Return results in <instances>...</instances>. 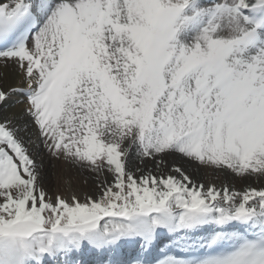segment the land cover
<instances>
[{"label": "snow or ice", "instance_id": "snow-or-ice-1", "mask_svg": "<svg viewBox=\"0 0 264 264\" xmlns=\"http://www.w3.org/2000/svg\"><path fill=\"white\" fill-rule=\"evenodd\" d=\"M0 62L48 150L112 176L52 201L0 123V264H76L85 245L106 264H264V188L127 170L135 150L264 176V0H0Z\"/></svg>", "mask_w": 264, "mask_h": 264}, {"label": "rangeland", "instance_id": "rangeland-1", "mask_svg": "<svg viewBox=\"0 0 264 264\" xmlns=\"http://www.w3.org/2000/svg\"><path fill=\"white\" fill-rule=\"evenodd\" d=\"M18 97H20V93L18 94L16 92H13V95L7 98V104L4 105L8 109L7 110L8 116L11 114L10 111H12L9 120L10 123L8 124V126L19 129L18 138L23 142L24 147L28 149V154L36 164V169L39 175L38 182L40 186L43 187L45 192L47 193V198L54 201L56 196L59 195L63 199L70 201L71 197L75 195L80 200V202H85L87 197H92L93 199L98 198V196L100 195V188L98 187V184L103 180H107L109 183H111L112 181L111 174L105 172L103 175L97 177L95 173L88 171L86 168H81L75 165L74 163L65 160L63 157L57 158L56 156H54L46 147L44 138L41 136V134H39V131L33 129L29 130L28 127L32 125L34 121L32 122V117L30 116L29 118L28 114L25 113L27 106L24 108L23 105L24 100ZM18 103L19 105H17ZM26 105H28V103H26ZM24 118H28L29 121H25ZM11 119L14 120L15 122L14 125L12 124ZM22 120L23 123H21ZM40 144L41 145L43 144L42 151L40 149L41 147ZM133 152L135 153V150H133ZM134 153L131 155L132 158L131 156H129L127 159V170L134 173L135 176L139 177L141 173L145 170L146 167L145 161L147 160L141 162ZM44 155L47 161L45 164V169L42 170V167L39 165L38 162L42 160V157ZM176 156L179 160L190 164L192 167H194L193 169H195L198 172L200 171L201 168H203L197 166L193 162L187 161L186 159L180 157L179 155ZM221 172H228V170H223ZM44 173L46 174L44 175ZM153 173L159 175L156 169L153 170ZM187 175L195 182L193 176H191L189 173H187ZM247 177L249 181L247 182L245 180V183L259 186V182L256 180H260V177L252 176V175H247ZM205 179L206 180L211 179L212 181L214 180L209 175H206ZM211 184L217 185L219 189L223 188V186L220 184L214 182H211Z\"/></svg>", "mask_w": 264, "mask_h": 264}, {"label": "bare ground", "instance_id": "bare-ground-1", "mask_svg": "<svg viewBox=\"0 0 264 264\" xmlns=\"http://www.w3.org/2000/svg\"><path fill=\"white\" fill-rule=\"evenodd\" d=\"M21 85L27 86L26 82H25V77H24L22 71L19 69V67L15 63L9 62L7 65H5L3 62H0V90L4 91L6 93H9L8 97H10L11 95H13V92H12L13 88L16 86H21ZM16 93H18V92H16ZM13 98H15V97H13ZM18 98L23 99L21 93H20V97H18ZM25 102L23 104L24 108L26 106L28 107V105H26L27 102L26 103ZM5 104H7V100L4 102H0V123L8 122L10 120V116L12 114V111H10L11 114L8 116V114H7L8 109L6 108V106H4ZM12 105H14V104H12ZM17 105H19V103ZM19 110H20V107H19ZM24 111H25V109H24ZM22 113H23V111H22ZM25 113H27V112L25 111ZM28 116L30 118V115H28ZM11 120H12V124L14 125L15 124L14 120L13 119H11ZM24 120L29 121L28 118H24ZM32 122H33V119H32ZM21 123H23V120ZM28 128H29V130L33 129V130L39 131V128L35 123L30 125ZM39 134H40V131H39ZM40 149L42 151L43 144L41 145ZM131 158H132V156H131ZM46 161H47V159H45V155H44L42 157V160L38 162L39 165L42 167V170L45 169ZM145 163H146V167H145V170L143 171V173H147L149 171H151L153 173V170L156 169V171H158L159 174L161 172H163L165 175L174 174V173H171V170L175 167H180L185 172V174L189 173L191 176H193L196 183H198V184L202 183L206 187L208 185H210L211 182H214V183L222 185L223 187L227 185V187L229 188L230 191H235V192H240V193L248 190L249 188H256L258 190L261 188H264V179H263L264 176H258V177H260V180H256V181L259 182V186H255L253 184L245 183V180L247 182L249 181L247 175L243 176V179H242V177L240 178V176H237L230 171H228L229 173L228 172H221L219 170H212V169H208V168H204V167L201 168L200 171L198 172L195 169H193L194 167H192L190 164L179 160L176 155L166 157L163 166L159 169H157L155 163L151 160H147V161H145ZM45 174L46 173H44V175ZM206 175H209L214 180L213 181L211 179L206 180L205 179ZM236 178H237V180H236ZM238 178H240V179H238ZM261 181H262V183H261ZM213 185H215V184H213ZM215 186L219 189V187L217 185H215ZM85 256H86V254L81 255V257H85Z\"/></svg>", "mask_w": 264, "mask_h": 264}]
</instances>
